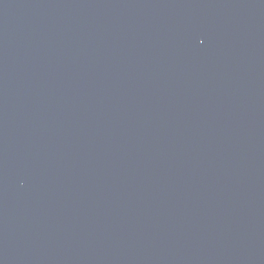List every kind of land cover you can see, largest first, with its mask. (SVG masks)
<instances>
[{
	"label": "water",
	"instance_id": "1",
	"mask_svg": "<svg viewBox=\"0 0 264 264\" xmlns=\"http://www.w3.org/2000/svg\"><path fill=\"white\" fill-rule=\"evenodd\" d=\"M0 264H264V0H0Z\"/></svg>",
	"mask_w": 264,
	"mask_h": 264
}]
</instances>
